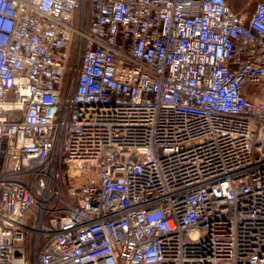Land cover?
Masks as SVG:
<instances>
[{"label":"built area","instance_id":"obj_1","mask_svg":"<svg viewBox=\"0 0 264 264\" xmlns=\"http://www.w3.org/2000/svg\"><path fill=\"white\" fill-rule=\"evenodd\" d=\"M0 264H264V0H0Z\"/></svg>","mask_w":264,"mask_h":264},{"label":"rangeland","instance_id":"obj_2","mask_svg":"<svg viewBox=\"0 0 264 264\" xmlns=\"http://www.w3.org/2000/svg\"><path fill=\"white\" fill-rule=\"evenodd\" d=\"M260 1L261 0H230V6L235 11L246 12L250 14Z\"/></svg>","mask_w":264,"mask_h":264}]
</instances>
